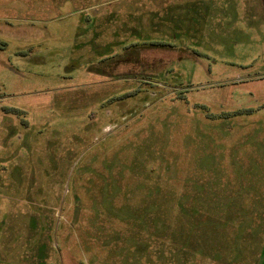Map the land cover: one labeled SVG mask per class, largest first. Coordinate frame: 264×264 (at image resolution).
<instances>
[{"label":"rangeland","instance_id":"obj_1","mask_svg":"<svg viewBox=\"0 0 264 264\" xmlns=\"http://www.w3.org/2000/svg\"><path fill=\"white\" fill-rule=\"evenodd\" d=\"M0 264H264V0H0Z\"/></svg>","mask_w":264,"mask_h":264}]
</instances>
